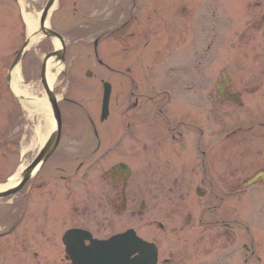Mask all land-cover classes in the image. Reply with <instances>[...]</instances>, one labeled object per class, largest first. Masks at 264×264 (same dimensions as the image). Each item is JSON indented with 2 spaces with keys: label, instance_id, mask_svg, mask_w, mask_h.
Wrapping results in <instances>:
<instances>
[{
  "label": "flooded vegetation",
  "instance_id": "flooded-vegetation-1",
  "mask_svg": "<svg viewBox=\"0 0 264 264\" xmlns=\"http://www.w3.org/2000/svg\"><path fill=\"white\" fill-rule=\"evenodd\" d=\"M254 1L256 5H249L245 11L248 16V22L245 24H250L252 27L250 29L256 33L264 29V5L263 0ZM79 3L85 4L84 11L90 13L100 11L106 14V18L102 21L87 22L85 25L84 23L71 25L70 22L59 24L63 38L69 44L66 57L71 49L72 56L75 55V44H84L92 47L96 58L100 47L106 53V57L116 58L117 68L111 70L107 67L110 71H106L111 73L108 77L112 83V100L117 108L115 119L117 126L115 133L109 132L114 128L111 127L100 135L62 136L61 154L57 157L56 168L65 173L76 164L73 174L61 178L74 184L79 181L86 187L77 192L68 204L69 213L65 215L63 222H68L69 229L88 230L93 237L101 239L120 224L122 226L127 213L132 219L141 216L140 203L147 209L149 205L148 199L147 204L141 202L143 199L140 193L141 185L149 176L151 179L156 175L153 169L163 171L167 168L163 161L156 163L157 157L183 155L189 160L187 163L183 162L178 169L181 178L176 177L172 180L163 176L158 183L155 180L154 184H150L149 181L147 183L149 188L205 190L206 197L209 190L242 189L246 179L264 171V118L246 119L245 127L238 130L239 136H244L248 149L243 170H238L234 166L236 157L232 149L237 144L231 139L232 135L227 134V139H221L222 129H228L231 123L224 124L226 128H223L220 118L221 110L233 105L231 101L234 93L247 91L253 93L255 90H261L260 87L264 84V55L258 54V58H253L252 62L255 64H251L244 75L247 82L236 88L234 76L237 72L230 69L222 71L219 68L220 45L222 41L227 40L222 38L220 27L214 30L217 31L213 33L207 50L204 47L203 34L195 39L197 69H194V40L186 49L190 54H184L182 57V63L190 61L191 57L190 65L185 69L173 65L172 50L181 41L187 42L190 14L186 8L173 10L171 5H166L160 7L158 12L151 4L154 0H76L73 2L75 10ZM151 8L152 15L149 11ZM254 9L255 11H252ZM215 12L214 17L218 16L219 20L220 13ZM240 14L243 15L242 12ZM153 16L155 18H152ZM177 18L181 19L179 23L176 21ZM229 18L233 22V17ZM138 20L149 25L153 22L154 25L157 22L158 25L165 24L166 37L157 35L155 26L153 37L149 36L146 29L137 23ZM201 25L203 27V22ZM253 35L251 31L245 30L239 35V40L253 38ZM162 51L165 54L160 61L163 69H159L157 52L160 55ZM210 51L212 55L206 56V52ZM149 58L155 60L154 66L146 64V59ZM76 61V56L69 60L71 85L65 98V103L75 106L78 104L76 98L78 93L90 91L88 85H82L83 74L86 73L83 66L86 65V61L80 68H74ZM206 61L212 63L214 68L206 69ZM90 64L97 67L96 63ZM87 74L90 78L93 77L92 73ZM149 78L151 81L152 78L162 80L159 84L147 85L146 80ZM257 79L260 80L257 82ZM0 80V121H5L8 129L13 126L17 138L20 136L18 133L21 132L24 110L16 100L10 79L5 77L4 83L2 77ZM180 102L179 110L184 107L186 111L179 114L173 110V104L178 105ZM75 113L70 111V119ZM158 113L164 114L167 117L165 120L170 121L169 116L172 122H175L167 126ZM66 114L68 115L67 112ZM142 122L149 125L148 135L142 133L140 127ZM146 138L149 141H146ZM73 142H78V145L73 147ZM142 151L143 155L155 157L152 164L145 161L142 164L136 163ZM146 174L148 177L144 179ZM31 187L28 189L30 192L33 184ZM184 209L188 213L186 206ZM217 209L208 206V210L214 213ZM154 215L152 213V217ZM174 215L176 216V213ZM191 222L192 219L188 220V223ZM37 223L38 231L41 229L45 232L50 221L38 217ZM52 223L55 231L58 228L60 230V222L53 220ZM154 225L156 219L151 218L148 226ZM170 256L173 257V254L170 253Z\"/></svg>",
  "mask_w": 264,
  "mask_h": 264
},
{
  "label": "rangeland",
  "instance_id": "rangeland-1",
  "mask_svg": "<svg viewBox=\"0 0 264 264\" xmlns=\"http://www.w3.org/2000/svg\"><path fill=\"white\" fill-rule=\"evenodd\" d=\"M47 1L48 0H0V61L4 59V61L7 62L9 53L15 49L14 45L19 43L28 33L27 26L24 21H22L19 8H21L24 13L28 12L33 16H37L44 8ZM220 1H222L220 5L222 10L224 5L231 7L234 3L233 0H225V4H223L224 0ZM209 2L212 3V1ZM69 13L71 14V11L66 5L59 7L53 17L54 23L61 22ZM75 21L79 20L76 19L73 22ZM231 42H234V39H232ZM247 43H250V40H248ZM258 45L257 43H253L248 47L243 46V44L238 45V43L221 45L219 68L222 69L226 67L224 65L227 64H231L230 67L236 70L241 68V66H247L245 60L237 61L232 59L230 61L228 59V54L231 53L232 50H237L236 53L244 54L247 57L246 61H251V63H253V58L259 57L257 50L259 47ZM71 52L72 49L70 53L68 52L70 58L74 57ZM82 53L83 52L78 48L76 56L79 60L85 55L84 53L81 55ZM249 56H251V59H249ZM85 57L86 56H84V58ZM115 62L116 61H114V63ZM85 64L87 65V63ZM0 65H2V63H0ZM208 65L211 69L214 68L211 66L212 64ZM88 69L91 70V67L88 66ZM84 80L89 87L90 85H94V87H92L90 93H78L77 98H80L83 103L92 110L94 121L100 129V83L98 84L95 78H84ZM85 82L83 81L82 85H87ZM261 90L264 91V84L261 85ZM243 102V109L237 108L236 111L233 112L234 115L232 119L244 120L247 114L252 111L264 115V92L256 90L253 94H245L243 96ZM33 109L37 111V107H33ZM114 111L116 112V107H114ZM43 119L42 114H38V116L35 114L32 118H29L27 131L25 130L27 135L26 138H24L25 141L22 142V145L27 146L25 148H29L30 150L29 154L24 159L27 164L33 160L39 150L36 132L39 124L44 125ZM69 123L72 122L69 121ZM88 125L89 124L85 122L83 125L85 129L81 126L76 133H81L83 129L87 131L89 128ZM140 127L142 133L145 135L149 134L148 123L142 122ZM1 132L7 133L4 134L5 136H10V133L5 131V128ZM67 133H73L71 124ZM14 137H16V134H14L12 138ZM143 140H145V138H143ZM146 141H149V139L146 138ZM148 156V154L139 155L136 163L138 164L140 162L142 164L146 162L152 164L155 157ZM157 158H159V160ZM157 158L156 163L163 161L168 169L165 168L163 171L153 169V171L156 172L154 177L150 179L145 176L150 181V184H154L153 182H155V180L156 182L161 181L163 176H165L166 179L172 180L176 179V177L181 178L178 169L182 166L183 162L187 163L186 161L189 160V158H182L181 155L179 157L169 155ZM241 160L243 161V159ZM18 162V156L14 155V153L10 154L9 152H4L0 146L1 183L4 178H7L10 173L15 170ZM56 165V160L45 165L42 174H40L36 182L38 190L33 191V194L27 201L28 211H26L27 214L24 216L21 226L15 230L10 237L0 240V264H59L65 261L64 246L61 237L69 225L66 223L67 225L63 227L62 220L66 218L65 215L68 213V204L73 195H71L70 190L67 189V187L69 188L71 185L58 179L61 174L58 172ZM147 171H149V169H147ZM72 187L73 189L78 188L80 191L83 190L82 186H77L76 188L72 185ZM141 188L143 193H146L145 197L147 198V195H151L152 200L151 196H148L150 200L147 199L151 204L148 206L149 211L146 212V217H143L145 219L140 218L139 222H136L135 227L139 229L142 236H154L160 244L163 255L166 254L168 256L169 252L174 253L175 259H173L172 262L176 261L181 264H243L246 257L243 245H248V264H264V204L263 206L252 205V203L248 201V196L239 193V195L232 196L228 198L225 203L219 205L218 209L215 211L217 213L212 211L203 213V208L206 207L204 205L205 202L196 196L195 190L193 189L172 191L171 193H173L172 196L174 197L172 200L170 190L156 189L152 193H148V184L146 182L141 185ZM262 194H264V191ZM20 198L21 196L15 199L14 205H19L17 202ZM168 198H170L169 202L167 201ZM8 206H10L9 202H0V222L3 221L4 217L6 225L12 223V220L14 221L16 219L17 221V219L21 220L22 218L19 217L22 212L21 207L19 209V206H17L15 210L17 213L13 211V213H10V215H12V217H10L8 216L9 212H7ZM184 206H186L188 213H186L187 211L184 209ZM150 212L151 214H156L155 219H157V222H162L165 225L164 232H160L156 227L151 229L145 228V224L152 218L149 216ZM174 213H176V216ZM187 214H191L193 217L191 223H188L190 216L187 217ZM227 214H230V216L228 217ZM179 215H183L182 218H179ZM225 216L231 219L236 217L239 220L237 221L239 225L232 220V222H226L232 227L234 233L232 237H230V234L224 232L225 229L221 219ZM13 217H15V219H13ZM38 217L45 219V221H50L46 226L47 229L45 232H42L41 229L38 231L39 229L36 228V225H38ZM53 220L62 223L60 230L59 228L56 231L54 230ZM245 225H250V237L246 236V233L243 231ZM125 229L126 227L122 229V231ZM47 238L49 241H47ZM247 238L251 240V244ZM5 244L9 245L7 250L3 249ZM258 257H260L263 262L259 261L257 259Z\"/></svg>",
  "mask_w": 264,
  "mask_h": 264
},
{
  "label": "bare ground",
  "instance_id": "bare-ground-1",
  "mask_svg": "<svg viewBox=\"0 0 264 264\" xmlns=\"http://www.w3.org/2000/svg\"><path fill=\"white\" fill-rule=\"evenodd\" d=\"M25 20H26V24H27V27L29 30V35H30V46L34 47L37 44H39V42L41 40L39 16L34 17L32 14L26 13L25 14ZM55 44L57 47H59L58 41H56ZM62 68H63V66L61 64L56 65L53 62V60H50L48 62L47 78H48L49 85L51 87H53V85L55 84L56 77ZM15 90L18 94L24 93L20 90V87L18 85L17 80H15ZM35 104L38 105V103H35ZM39 107H40V112L43 114L44 125H43V127L38 128V135L40 137V143L44 144V142L46 141L48 136L55 129V122H54L52 111H51V108H50V105L48 104V102L44 101L43 103H40ZM23 170H24V167L20 168L19 171L17 172V174H15L9 180V182L7 184H1L0 185V192L5 191L6 189H9L10 187L17 184L21 180Z\"/></svg>",
  "mask_w": 264,
  "mask_h": 264
},
{
  "label": "water",
  "instance_id": "water-1",
  "mask_svg": "<svg viewBox=\"0 0 264 264\" xmlns=\"http://www.w3.org/2000/svg\"><path fill=\"white\" fill-rule=\"evenodd\" d=\"M55 1L56 0H49L48 4H47V6H46V8H45V10L43 12L42 19H41L42 29L48 35H53L54 34V33H52V31H50L49 29L46 28L45 23H46V20H47V18L49 16V13H50L52 7L55 4ZM49 96H50V101H51L52 107L54 109L55 118L57 120L58 130L54 133L52 139L50 140V142L48 143L46 148L43 150V152L36 159V161L24 173V177H23V180L21 182L20 188L31 178V175H32L34 169L36 168V166L40 162L46 161V159L53 153V151L55 150V148L57 146V143H58V140H59V137H60V134H61V117H60V112H59V109H58V106H57V102L52 97L50 92H49ZM108 104H109V93L106 95V98H105V101H104V111H105V113H107V111H108ZM16 191H17V189H13V190H10L8 192L1 193L0 197H4V196H7V195H10V194H12V193H14ZM141 250H142L141 252H143V256L145 255L142 258V260H141V264H156V257L155 256L153 258L151 256H150V258H148L149 255L147 253H145L144 244H142V249ZM74 255H78V253L74 254ZM83 257H81V259L78 256L73 257L74 261H75V264H100L99 262H97L98 257L94 256L93 253L87 252V254L83 255Z\"/></svg>",
  "mask_w": 264,
  "mask_h": 264
}]
</instances>
